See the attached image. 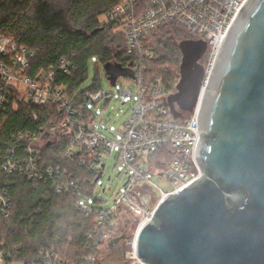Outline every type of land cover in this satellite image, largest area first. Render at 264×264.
<instances>
[{"label":"built area","instance_id":"obj_1","mask_svg":"<svg viewBox=\"0 0 264 264\" xmlns=\"http://www.w3.org/2000/svg\"><path fill=\"white\" fill-rule=\"evenodd\" d=\"M247 0H120L107 20L115 25L127 38V48L137 54L129 62L128 77L135 85L134 89H122L118 98L122 105L131 104V114L119 132V138L112 140L93 127L95 116L88 104H98L106 93L87 92L81 101L69 96L65 89L56 85L54 75L41 73L36 79L26 75L34 52L20 46L11 36H0V112L6 105L18 111V101L32 105H58L66 113L58 126H51L40 137L28 135L30 144L26 147L23 160L14 158V153L0 166L7 173L19 174L34 181L43 179L40 168V152L45 146L53 144L56 136L69 139L71 145L62 153L71 159L75 155L97 177L105 170L104 160L119 148L117 164L128 179L124 188L113 198L110 207L100 204L97 237H102L101 248L121 235V228L127 222L137 225L134 235L124 237L125 259L123 264H148L136 253V234L140 226L150 221L159 202L179 192L201 177V168L195 159V150L199 143L198 112L203 91L210 78L211 69L221 49L229 28L238 16ZM166 25H175L185 30L188 40L205 41L207 52L203 57L204 79L200 94L191 112L182 111L177 105L176 116L170 105L169 97L177 92L175 83L169 87L162 80L149 81L146 77L147 62L153 58V52L145 48L144 40L148 33ZM72 64L62 62L60 70L70 73ZM180 76V75H179ZM180 80V79H179ZM46 139L44 145L40 141ZM1 156V153H0ZM46 175L53 179L52 168L45 169ZM58 177L62 176L59 170ZM165 176L172 185L170 191L160 190L159 202L154 209L148 201L152 195L147 189L157 187L153 176ZM67 176V175H66ZM95 177V179H96ZM92 181L94 185L99 182ZM89 184L90 181L86 180ZM59 193L71 185L57 184ZM76 193L82 194L79 209L88 216L94 213L91 198L94 192L78 186ZM156 198V197H155ZM10 196L0 192V213L9 217ZM119 227L117 233L111 229ZM107 249V248H106ZM0 248V264H11ZM85 264H97V257H85Z\"/></svg>","mask_w":264,"mask_h":264},{"label":"trees","instance_id":"obj_2","mask_svg":"<svg viewBox=\"0 0 264 264\" xmlns=\"http://www.w3.org/2000/svg\"><path fill=\"white\" fill-rule=\"evenodd\" d=\"M120 0H0V36H11L34 52L26 75L36 79L41 73L54 75L56 85L81 101L87 92L100 91L96 82L89 91L79 92L87 78L88 64L98 57L105 67H118L128 74L129 62L137 54L127 48V38L115 25L101 18L112 12ZM100 29H102L100 31ZM188 33L175 25H166L146 35L145 48L153 52L147 62L146 77L169 87L180 79L182 54L179 45ZM72 64L69 74L60 70L62 62ZM0 112V166L9 154L25 159L28 135L39 137L51 126H58L66 113L58 105H32L18 101ZM71 145L69 139L55 136L53 144L40 152L43 179L34 181L10 174L0 167V192L10 196L9 217L0 213V248L10 262L21 264H85V257H99L102 237H97L98 210L86 215L79 209L81 191L93 193L95 175L83 166L79 157L67 159L62 153ZM54 171L53 179L45 172ZM62 176L58 177L57 172ZM67 175V176H66ZM86 180H89L88 184ZM71 185L59 193L57 184ZM100 204L99 200L95 201ZM135 225L134 223H131ZM118 226L111 229L117 233ZM97 264H100L97 262Z\"/></svg>","mask_w":264,"mask_h":264},{"label":"water","instance_id":"obj_3","mask_svg":"<svg viewBox=\"0 0 264 264\" xmlns=\"http://www.w3.org/2000/svg\"><path fill=\"white\" fill-rule=\"evenodd\" d=\"M179 48L180 80L169 97L176 116L175 105L191 112L197 103L207 43ZM198 136L201 177L159 202L137 231V256L148 264H264V0H247L227 32L202 94Z\"/></svg>","mask_w":264,"mask_h":264},{"label":"rangeland","instance_id":"obj_4","mask_svg":"<svg viewBox=\"0 0 264 264\" xmlns=\"http://www.w3.org/2000/svg\"><path fill=\"white\" fill-rule=\"evenodd\" d=\"M101 20L104 22L107 18L103 16ZM121 73L122 72L118 71V67H105L98 57H92L88 64L87 78L79 88V92L89 91L97 82L100 91L107 94L98 104L90 102L88 106L95 116L93 127L106 137L115 141L119 138V132L122 131L124 123L131 114V104L127 103L122 105V102L118 98V92L122 89L135 88L134 83ZM46 141V139H43L40 141L39 145H44ZM118 151L119 148H116L113 154L105 157L103 177L99 180L93 191L94 198H91V202L94 206L98 205L94 201L98 198L100 201L104 202L102 203L104 207H110L113 204L114 196L118 191L124 188L128 179V175L125 174L117 164ZM108 177L111 179L108 180ZM153 182L157 187L146 190L152 195V197L148 199L152 209H154L159 202L158 197L161 194L160 190L170 191L173 188L165 176L154 175ZM136 229L137 225H132L127 232V236L130 237L134 235ZM104 247L105 246L101 248L102 253L98 257V262L100 264H108L109 262L114 264L112 252ZM126 249L127 247H125V250ZM11 264L21 263L12 262Z\"/></svg>","mask_w":264,"mask_h":264},{"label":"flooded vegetation","instance_id":"obj_5","mask_svg":"<svg viewBox=\"0 0 264 264\" xmlns=\"http://www.w3.org/2000/svg\"><path fill=\"white\" fill-rule=\"evenodd\" d=\"M203 63H204L203 59L199 61V64L202 67H203ZM131 226H132L131 222L125 223L123 225V227L121 228V229H123V232L121 233V235L125 234V236H126L128 230L130 229ZM124 240H125V238L121 239L119 242L112 245L111 247H109V244L106 246L107 250L112 252V259H113L114 264H123V262H124L125 251H126L125 245H124ZM108 264H111V263L109 262Z\"/></svg>","mask_w":264,"mask_h":264}]
</instances>
